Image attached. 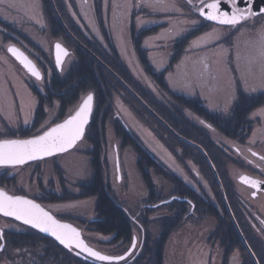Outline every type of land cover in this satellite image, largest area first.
<instances>
[{
    "label": "rangeland",
    "instance_id": "374dc122",
    "mask_svg": "<svg viewBox=\"0 0 264 264\" xmlns=\"http://www.w3.org/2000/svg\"><path fill=\"white\" fill-rule=\"evenodd\" d=\"M64 1L63 9L74 6L76 0ZM42 4L41 0H0V19L10 25L0 28V139L16 134L36 135L46 131L50 124L62 118L60 117L63 113L62 102L56 100L48 102L51 89L49 81L58 72L52 50L56 41L70 47L71 45L61 39L62 35L57 37L52 31L54 28ZM123 15L120 32L115 36L119 49L118 59L125 62L124 66L130 74L143 88L152 93L157 102L168 110L179 109L183 113L185 121L188 122H184L183 125L191 123L190 125L199 126V129L208 134L217 146L215 152L223 156L219 148L223 147L221 143L229 137L206 125L192 110L182 107V101L176 99V96L179 95L181 99L184 97L200 100L207 110L221 116H229L238 97H242L243 94L253 95L264 92L261 89L255 92L246 91V84L259 85L264 82V45L261 48L258 40L261 35L257 25L239 27L235 30L237 34L229 40H225L229 33L224 30L201 33L196 39H191L190 43L188 41L184 47L185 52L174 65V69H168L167 64L177 50L176 41L189 30V28L181 29V25H184L183 20L180 22L181 25L168 20L167 25L172 28L171 30L168 28L169 30L155 31L146 41L155 65L153 70L160 73L167 68L166 87H164L165 85L159 83L158 74L155 76L156 81L139 63L138 48L126 34L127 17ZM16 42H19L20 48L39 65L44 75L43 79L38 80L28 75L8 54L7 47ZM74 53L68 57L62 72L70 70L75 59ZM129 91L148 107L137 92L131 89ZM126 99V95L114 93L111 113L108 112L109 109L102 108L98 114L101 122L107 120L105 135L107 144L103 146V155L100 159L104 165V180L110 195L116 202L122 203L127 211L131 212L132 215L129 214L133 219L139 223L141 217L138 220L136 218L142 209L145 208L144 213H147L148 209L156 205L152 203L153 200H149L150 193L146 178L142 176L137 166L139 157L136 149L134 146L124 148L121 146L120 139L115 135L114 124L122 121L133 135L139 138L144 150L155 158L156 168L150 170L158 189L157 197L161 200L177 193L163 174L181 169L187 170L185 157L190 151H185L182 157H179L180 149L186 148L182 141L179 140L180 143L173 140L161 124L156 123L147 113L136 105L133 106ZM80 100L69 107L67 114L76 109ZM41 103L45 109L43 122L37 118ZM258 108L251 114L250 119L256 116L264 118V107ZM84 138L71 152L59 157H51L17 168H0V173L6 175L3 179V187L12 194L42 197L54 214L77 225L87 242L106 254L119 255L126 252L134 236L138 237L135 249L137 251L141 247L142 237L137 227H133L134 234L130 241L122 245L121 241H115L113 235L105 236L95 231L89 224L98 218L96 202L90 197L82 199L79 194L82 193L84 185L91 182L96 171L93 157H97L98 148L92 134ZM115 146L118 147L117 154L120 158V179L116 169ZM192 152L197 157L195 151ZM195 163H198V160H195ZM165 212L167 213V210L164 208L161 211L154 210L150 216L155 217L158 213ZM187 219L189 220H184L179 227L172 230L166 241L163 251L164 264H218L216 249H211L212 241L208 239V245L205 246L207 232L203 230L201 224L192 220L193 217ZM208 224L210 229L211 226L209 227ZM152 229L155 232L153 227ZM0 231L3 233V239L4 236H9L10 232L33 235L38 239L37 235L30 233L27 227L2 216H0ZM25 238L28 239L26 236ZM3 239L0 236V245ZM4 243V251L0 252V264H56L42 249L29 248L27 244L21 249H13L8 247L6 240Z\"/></svg>",
    "mask_w": 264,
    "mask_h": 264
},
{
    "label": "trees",
    "instance_id": "16d2710c",
    "mask_svg": "<svg viewBox=\"0 0 264 264\" xmlns=\"http://www.w3.org/2000/svg\"><path fill=\"white\" fill-rule=\"evenodd\" d=\"M41 1L43 3L42 6L46 11V16L54 28L52 31L56 33L57 37L62 35L61 39L69 43V45H71L70 48H72L75 52V59H73L74 63L72 64L70 70L67 72L58 71L50 79L49 85L51 86V89L49 92L50 98L48 99V102H53V100L62 102V112H64L68 110L70 106L75 105L84 94L90 91L95 94L96 107L86 135L89 136L92 134L96 148H98V153H96L97 157H93V165L96 171L91 182L85 184L82 189V193L79 194V197L82 199L90 197L96 202L95 209L98 214V218L96 221H92L89 224L95 231L97 230L105 236L113 235L115 241H121L122 245L127 244L130 241V238L134 234V226L137 227L138 231L141 233V247L137 249L139 252L134 251L130 254V258L122 260L119 263L110 264H164L163 251L166 241L172 234V230L179 227L180 224L183 223V218H185V215L189 213L188 209L190 207H186L183 204L180 205L176 200H173L171 203H161L155 207L153 206L154 208L152 207L148 209L147 213H144L145 208H143L138 218H136L138 220L139 217H141L138 223L133 219L131 212L127 211L126 207L122 203L118 201L116 202L108 191V187L104 180V165L102 163V159H100L103 155V146L107 144V140L105 139L107 120L105 119L101 122L98 114L102 108H106L107 110L109 109L108 112L111 113V101L114 93L124 94L127 97L126 100H128L133 106L136 105L138 108L147 113L152 120L161 124L163 129L166 133L171 135L170 137H172L173 140L179 141L180 138L176 137L175 134L171 132V129H173L177 134H180L188 139L192 138L195 140L197 138H202L200 144L205 148L216 167L221 165L219 153L215 152L217 146L213 143V141H211L208 134H205L202 129H199V126L190 125L191 123L183 125L184 122H186L185 116L179 109L171 111L160 102H157V99L155 100L152 93L146 88H143L134 76L130 74L124 66V63L118 59L117 55H110V57H94L87 53L81 44L73 40L67 33L63 22H61L66 21L63 9L65 5L64 0ZM4 26L10 27L8 23H5L4 21L2 22L0 19V28ZM71 30L75 32L74 28H71ZM75 33L78 34L77 31ZM80 34L81 33L76 35V37L87 47L88 43L83 40L84 38H82ZM190 39H192V36L187 35L184 38L177 40L178 42L176 41L177 50L175 56H173L168 64V69H174V65H176L177 61L181 58L180 56L182 53L185 52L184 47L188 41H191ZM139 54H141L140 51ZM141 56L143 57V54ZM145 70L153 79H155V76L158 74L159 83L163 86L165 85L164 87H166L165 75L167 68L165 71L158 73L145 65ZM127 86H129L128 88L133 92H137L143 102H145L152 111L141 103L136 95L127 89ZM176 97V99L179 98L182 101V107L185 106L187 109L192 110L199 118L207 122L217 132H220V134L229 138L237 137L239 134H243L244 131L248 132L249 130L247 124L251 122V119L249 118L250 115L258 107L264 106V92L253 95L243 94L242 97H238L235 101L232 107V113L229 116H221L216 112L207 110L202 105L200 100H193L190 98L185 99L184 97L181 99L179 95ZM39 107L40 108L37 111V118L42 120V116L45 115L42 103ZM114 126L115 135L118 139H120L122 144L121 146H123V148L125 146H134L136 149L139 157L137 166L140 169L142 176L146 178L145 181L147 183V189H149L150 193L149 200H153L152 203L154 204L159 203L161 199L157 197L158 189L155 186L150 170V168H156L155 166L157 164L155 163V158H153L148 151L146 152L144 150L141 146L139 138L133 135L129 128L122 123V121L120 123L116 122ZM182 144L184 143L182 142ZM184 146L188 147L187 144H184ZM192 149L197 155L196 158H198V163L200 162L201 165L210 167L205 156L201 154L197 148ZM207 174L211 176L213 185L218 188L215 175L211 173V171H207ZM3 176L4 174L0 173V186L2 187L4 186L3 179L6 175L4 177ZM163 176L173 182L175 184V188L177 185L176 183L180 182L173 176V174ZM217 193V203L219 202L221 204L222 210L217 209L216 217L219 219V224L217 227V234L214 233L216 236L214 235L215 237L213 240L216 241L215 238H217L221 242H224L226 246L229 243L227 246L228 248H225L226 256L231 252V249L239 247V249L245 252L244 259L241 264H254L253 260H251L243 246L242 239H240L237 234V230L234 228V224L227 213L226 207H224L223 198L220 196L219 191ZM163 208L167 210V213H158L155 217L150 216L154 210L161 211ZM143 213L144 215H142ZM151 226L154 228L155 232L152 231L153 229ZM28 231L34 235L36 234L38 239H36L33 235H19L14 234V232H10V238L9 236H4L8 247L21 249L28 245L29 248L34 247L42 249L43 252L47 253L50 258L56 262V264H106L99 262L96 263L91 260L78 257L67 248L58 244L56 240L46 237L43 234L41 235L38 232L35 233L33 229H28ZM227 231L229 237L227 236V238H225V235L223 237L221 233ZM25 236L28 237V239L25 238ZM209 241H211V239H209ZM58 259H61V261H58Z\"/></svg>",
    "mask_w": 264,
    "mask_h": 264
},
{
    "label": "flooded vegetation",
    "instance_id": "af4514ba",
    "mask_svg": "<svg viewBox=\"0 0 264 264\" xmlns=\"http://www.w3.org/2000/svg\"><path fill=\"white\" fill-rule=\"evenodd\" d=\"M211 2L212 0H76L74 6L71 5L68 8L65 7L64 14L66 21L61 22H63V25L70 37L81 44L87 53L94 57H110V55H119V49H117L115 36L120 32V23L122 21L121 16L125 13L123 16L127 17L126 34L132 39V43L134 42V45L136 44L138 53L140 51L141 54H139V63L143 65L144 69L145 65L151 69L155 66L154 61L152 60L150 48H147L146 46V41L150 38V34L153 32H160L168 29V20H170V22L178 23L179 25H181L180 22L183 20L184 25H181V29L185 30V28H189V30L185 32V35L179 37L178 40L187 35L192 36V39H196L201 33L205 34L208 31L213 30L226 31L229 34H227V38L225 40H229L234 34H237V31L235 30L239 27L255 24L259 28V34L261 37H258V40L262 48L264 45V14L254 15L246 22L236 26L215 23L214 21L205 18L199 11L201 7H204L206 4ZM221 5L227 6L229 9L232 7L230 0H223ZM207 10L208 9L204 7V11L206 12ZM71 28H74L75 32L77 31L78 34L71 30ZM169 29L171 30L172 28ZM79 33H81V37L84 38L83 40L88 43V48L76 37ZM15 45L20 48L19 42H16ZM64 45L67 44L64 43ZM68 48L71 51V54L69 55L70 57L73 55L74 51L70 48V46H68ZM142 54L143 57L141 56ZM147 108L152 111L149 107ZM71 113L67 114V110L64 111L60 116L62 118L50 124V126L67 119ZM43 121L44 118L42 116L41 122ZM205 123L211 127L207 122ZM247 125L249 130L248 132L244 131L243 134H239L237 137L228 139L224 138L225 141L221 143L223 147L219 148L221 150V154L223 155L221 156L219 154L221 165L218 167L215 166V170L220 177L224 194L227 196L232 214L236 219L239 228H241L244 238L247 240L255 258L259 261V264H264V118L256 116L254 119H251V122ZM43 132H39L33 136H38ZM27 137L31 136L16 134L5 138L16 139ZM180 140L184 144H187L188 147L183 150L180 149L178 153L179 157H182L185 151H190V153L187 154L188 156L185 157V164L188 169H181L179 171H172L163 174H173V176L180 182L176 183L177 193L172 194L170 198H165L161 201H169L172 198V201L176 200L180 205L183 204L186 207H190L188 210L189 213L185 215L183 220L186 221L189 220L187 218L193 217L192 220L201 224L203 230L207 232L206 241L211 239V249H216V262H218V264H241L245 254L243 250L239 249V247L231 249V252L226 256L225 248H228L227 246L229 243L226 246L224 242H221L217 238H215L216 241L213 240L217 234L216 232L219 224V219L216 217L217 209L222 210L221 204L219 202L217 203L218 191L220 196L223 198L224 207H226L227 213L231 218L229 209L225 204L222 188L218 183L216 175L214 174V168H212L211 165L210 167H205L201 165L200 162L195 163V160L198 158H196L195 154H193L192 148L196 147L193 144H188L181 138ZM188 140L201 145L200 142L202 141V138H197L195 140L190 138ZM117 148L118 147L115 146L116 169L118 172L120 171V158L117 154ZM197 150L199 149L197 148ZM69 152L50 156V158L59 157L60 155L67 154ZM199 152L203 154L202 151L199 150ZM50 158L42 159L40 161ZM0 168L3 169L6 167ZM207 171H211V173L215 175L218 188L213 185L211 176L207 174ZM241 177H247L250 178V180L258 181L259 184L254 187L251 183L245 182V180L241 179ZM165 178L167 179V177ZM118 179L120 178L118 177ZM168 181L171 183L173 188H175V184L169 179ZM31 197L41 205H44L51 212H54L48 205L45 204L46 202L42 197ZM231 220L233 222V218H231ZM207 223H209V227L211 226L210 229L208 228ZM27 228L30 229L29 227ZM234 228L236 229L235 224ZM210 230H212L211 233ZM236 230L241 239L239 229ZM34 232L37 233L36 230H34ZM221 235L223 237L225 235V238H227L228 231L222 232ZM208 242L209 241L206 242L205 246L208 245ZM243 246L251 260H253L254 264H256L252 253L247 250L244 242ZM199 256H201V252H199Z\"/></svg>",
    "mask_w": 264,
    "mask_h": 264
},
{
    "label": "snow or ice",
    "instance_id": "6c2138e0",
    "mask_svg": "<svg viewBox=\"0 0 264 264\" xmlns=\"http://www.w3.org/2000/svg\"><path fill=\"white\" fill-rule=\"evenodd\" d=\"M223 0H212L211 3L204 7L209 9L205 12L204 7L199 11L208 19L219 21L224 25H241L254 15L264 14V9H260L259 13L254 12L251 7V0H230L232 5L230 10L221 8ZM243 2L244 7H240L239 3ZM215 13V14H214ZM218 38V37H217ZM57 64H61L60 50L61 45L56 44ZM14 55L24 64L28 71L37 79H42V74L36 65L19 49L15 47L9 48ZM64 55L67 50L64 49ZM258 89L264 90V82L259 85H247L246 91L255 92ZM93 95L89 93L83 99L82 104L75 111L74 115L69 116L63 123L57 124L43 135L35 136L26 140H2L0 141V164H23L27 160L36 159L40 155H51L54 152L66 151L72 147L83 134L85 125L88 123L89 115L92 108ZM245 182L251 183L254 187L259 184L258 181L250 180L247 177H241ZM0 212L6 216H14L16 219L24 220L27 224L40 228L42 231L51 232L61 243L68 247L73 244L77 248L82 246L80 234L70 225L61 224L50 213L44 212L39 205L33 201L19 196H9L0 190ZM0 231V236H2ZM3 245H0L2 248ZM135 247V245H133ZM84 250L92 256L100 260L123 259L124 257H109L101 255L99 252L84 246Z\"/></svg>",
    "mask_w": 264,
    "mask_h": 264
},
{
    "label": "water",
    "instance_id": "95a60500",
    "mask_svg": "<svg viewBox=\"0 0 264 264\" xmlns=\"http://www.w3.org/2000/svg\"><path fill=\"white\" fill-rule=\"evenodd\" d=\"M251 5H252L251 7H252L253 11L259 13L260 9H264V0H251ZM240 6H241V7H244L245 4H244L243 2H241V3H240ZM221 8H222V9H225V10H230L229 8H227V6H224V5H221ZM207 11H209V9H208ZM207 11H206V12H207ZM214 14H215V13H214ZM203 16H204L205 18H207L205 15H203ZM207 19H208V18H207ZM209 20H211V19H209ZM211 21H214L215 23H219V21H215V20H211ZM56 44H60V45H61V50H60V59H61V61H62L61 64H57V62H56V60H57V49H56ZM11 47H15L16 49H19L21 52H23V53H24V54H25V55H26V56H27V57H28V58H29V59H30L35 65H36V67L38 68V70L41 72L40 68H39L38 65L35 63V61H33V60L31 59V57L29 56L28 53H26L24 50H22L21 48H19V47H18L17 45H15V44H12V45L9 46L8 49H7L8 53L11 54V56L14 57V59L18 62V64L21 65V66L23 67V69H25V70L28 72L29 75H31L33 78H36V77H34V76L28 71V69L24 66V64L21 62V60L18 59L17 56L14 55L11 51H9V48H11ZM64 49L67 50V55H64V51H63ZM53 52H54V63H56V66H57L58 70H61L62 67H63V65L65 64L64 62L66 61L68 55L70 54L69 49H68L67 46H65L62 42H60V41H56L55 44H54V46H53ZM41 74H42V72H41ZM42 77H43V74H42ZM39 80H41V79H39ZM90 93L93 95V102H92L91 112H90V115H89V120H88V123L85 125V129H84V134H83V136H82L79 140H77L76 143H75L72 147L67 148L66 151H62V152H54V153L51 154V155H46V156H45V155H40V156H38L36 159L27 160V161H26L25 163H23V164H0V166H5V167H7V166L25 165V164H28V162L39 161V160H42V159L50 158V156H54V155H57V154H60V153H64V152L71 151V149H72L73 147H75L79 142H81V140L83 139V137H84V135H85V133H86L87 126L90 124V122H91V120H92V113H93L94 108H95V105H94L95 95L93 94V92H90ZM88 94H89V93H88ZM88 94H87V95H88ZM87 95H86V96H87ZM86 96H85L84 98H86ZM84 98H83V99H84ZM83 99L81 100L79 106L82 104ZM77 109H78V108H77ZM77 109H76V110H77ZM76 110H75V111H76ZM75 111H74L71 115H74V114H75ZM71 115H69V116H71ZM68 118H69V117H68ZM68 118H67V119H68ZM65 120H66V119H65ZM65 120H64V121H65ZM64 121L59 122L58 124L63 123ZM56 125H57V124H55V125L49 127L47 131H49L51 128L55 127ZM171 130H172L173 134H175L178 138H181L183 141L187 142L188 144H193V145H195L196 147H198V149H199L200 151H202V153L205 155L206 160L208 161L209 165H211V167L214 168V170H213V171H214V174L216 175L217 180H218V183H219V185H220L221 188H222V192H223V197H224V200H225V204H226V206H227L228 209H229V212H230L231 218H233V222H234V224H235V227H236V229H239V232H240V235H241V239H243V242H244V244H245L247 250H249V252L252 253V255H253V257H254V260L256 261V264H259V261L255 258L254 254H253V251L251 250L250 246H249L248 243H247V240L244 238V236H243V234H242V232H241V228H239V225H238L236 219L234 218V216H233V214H232V210H231V207L229 206L227 196H225V194H224V190H223V186H222V184H221L220 177H219V175L217 174V171L215 170V164H213V162L211 161V158H210L209 154L206 153V151L204 150V148H203L202 146H199L198 144L193 143L191 140L189 141L188 139H186L185 137L181 136L180 134H177L173 129H171ZM47 131H45V132H47ZM45 132H43V133L40 134V135H43ZM38 136H39V135H38ZM31 138H33V137H29V138L27 137V139H31ZM5 140H26V139L16 138V139H5ZM0 141H2V140H0ZM119 178H120V174H119ZM0 190L4 191V192L7 193V195H9V196H19V197H24L25 199H28V200L33 201L35 204L39 205L40 208H41L44 212H48V213H50L51 216L54 217L57 221H59L61 224L70 225L72 228L76 229L77 232H79V234H80V240L82 241V246L79 247V248H77V247L75 246V244H73L71 247H68V246H66L65 244L61 243L60 240H58V239L56 238V236H54V235L51 234V232H45V231H42L40 228H37V227L33 226L32 224H27V223H25L24 220L16 219V217H14V216H6V215H4L3 212H0V214L3 215L4 217H7V218L11 217V218L15 219L16 221H18L19 223L21 222L22 224H24V225H26V226H28V227H30V228L32 227V228L36 229L38 232H40L41 234L43 233V234L46 235L47 237H50V238L56 240V241L58 242V244H60L62 247L67 248L68 250H72L75 254H77V255L80 256V257H83V258H85V259L88 258V259H91V260H93V261L101 262V263H108V264H109V263H118V262H120V261H122V260L127 259V258L130 256V254L135 250V248H136V246H137V236H134L133 241H132V243H131V246H130V248H129L126 252H124V253H122V254H119V256H114V255H110V254L107 255V254L103 253L102 251H100V250L94 248L93 246H90V245L88 244V242L85 240L84 236L82 235V231H81V229H80L79 227H77L76 225H73V224H71V223H69V222H67V221H64V220L62 221V220H60L56 215H54L53 213H51V212H50L47 208H45L43 205H40V203L37 202L36 200H34L33 198H31V197L29 198V197H27V196L20 195V194H19V195L11 194L9 191L5 190V189L2 188V187H0ZM171 201H172V198H171V200L166 201V202H171ZM1 245H3V247H4V240H3V243H2ZM133 245H135V247H133ZM84 246H87L88 248L92 249L93 251L99 252L101 255H105V256H109V257H124V258H123V259L100 260V259H98V258L92 256L89 252L85 251V250H84ZM3 247L0 248V251L3 249Z\"/></svg>",
    "mask_w": 264,
    "mask_h": 264
}]
</instances>
